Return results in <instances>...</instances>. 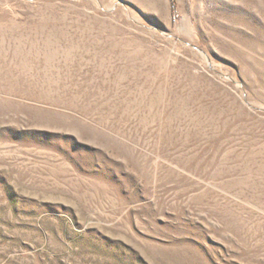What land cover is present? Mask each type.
<instances>
[{"label": "rangeland", "instance_id": "rangeland-1", "mask_svg": "<svg viewBox=\"0 0 264 264\" xmlns=\"http://www.w3.org/2000/svg\"><path fill=\"white\" fill-rule=\"evenodd\" d=\"M0 264H264V0H0Z\"/></svg>", "mask_w": 264, "mask_h": 264}]
</instances>
